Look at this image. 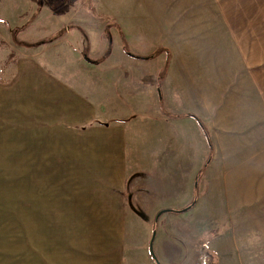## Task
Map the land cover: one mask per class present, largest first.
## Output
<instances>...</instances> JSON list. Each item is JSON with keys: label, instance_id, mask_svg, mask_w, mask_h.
I'll return each instance as SVG.
<instances>
[{"label": "crops", "instance_id": "obj_1", "mask_svg": "<svg viewBox=\"0 0 264 264\" xmlns=\"http://www.w3.org/2000/svg\"><path fill=\"white\" fill-rule=\"evenodd\" d=\"M137 1L138 10L127 11L125 0L121 14L107 13L129 52L108 59L110 48L97 62L108 64L101 92L94 82L88 103L62 75V125L90 122L73 132L89 134L94 153L90 187L62 197V264H152L146 248L127 246L128 219L136 218L128 213L175 212L194 195L174 217L208 237L207 264H264V29L241 27L242 0ZM9 63L2 104L18 99L20 82L50 80L34 60ZM199 121L213 146L207 164ZM11 146L0 140V158L11 157L4 152ZM136 147L155 177L145 179L132 162ZM137 202L143 207L132 209ZM42 254L0 250V264H49Z\"/></svg>", "mask_w": 264, "mask_h": 264}, {"label": "rangeland", "instance_id": "obj_2", "mask_svg": "<svg viewBox=\"0 0 264 264\" xmlns=\"http://www.w3.org/2000/svg\"><path fill=\"white\" fill-rule=\"evenodd\" d=\"M122 1L125 0H0V78H9L14 71L9 62L17 58L38 62L51 76L48 83L40 77L34 82H20L18 99L7 100L12 103L2 104L0 99V127L9 130L0 131V140L12 144L4 150L11 157L0 158V240L14 243L0 242V250L18 247L19 251L43 253V262L62 264V235L67 230L62 227V197L90 187V159L94 154L89 134L75 137L73 132H84L90 122L62 125V75L88 103L94 82L101 92L108 64L99 65L94 60L106 49V26L111 41L108 59H124L127 55L121 48L116 23L107 14H121ZM252 1L242 0L239 5L243 12L241 27L250 28L257 23L259 30L264 29V0ZM227 2L230 6L231 1ZM139 5L137 0L131 5L130 0L125 3L131 12L138 10ZM254 11L259 13L257 20L254 16L251 19ZM61 29L59 37L35 49L22 47L13 39L17 36L21 41H37L54 36ZM78 29L86 34L87 42ZM88 103L84 102L80 109ZM139 134L135 133L136 142ZM143 150L136 147L131 160L134 162L135 158L142 175L150 179L155 177L153 165L144 163ZM137 204L132 209L143 207ZM157 212L128 213L136 218L128 219L126 237L132 242L127 246L132 251L146 248L151 263L156 264L149 253L154 232L152 250L159 264H207L212 250L203 240L208 237L177 222L175 212H164L156 220Z\"/></svg>", "mask_w": 264, "mask_h": 264}, {"label": "trees", "instance_id": "obj_3", "mask_svg": "<svg viewBox=\"0 0 264 264\" xmlns=\"http://www.w3.org/2000/svg\"><path fill=\"white\" fill-rule=\"evenodd\" d=\"M113 24V23H112ZM114 25V24H113ZM79 30V29H78ZM82 34V36L84 37V40L85 42H87V36L85 33H83V31L79 30ZM63 33V30H59L54 36H49V37H46V38H43V39H40V40H37V41H21V40H18L16 37L13 36V39L16 41L17 44L23 46V47H26V48H33V47H36V46H39V45H42V44H47L51 41H53L54 39H56L57 37H59L61 34ZM104 34H105V37L107 39V46H106V49L105 51L101 54L100 58L99 59H95L94 62H101L103 61L104 59L107 58L108 54H109V50H110V45H111V41H110V34H109V26H106V28L104 29ZM119 35H120V38H121V41H122V48L124 49V51L126 52H129L128 51V48L126 46V44L124 43L123 39H122V35H121V32H119ZM157 53L156 52H153L151 53L150 55H146V56H135L137 58H143V59H150V58H153L155 57ZM202 129L204 130V135L206 137V140H207V143H208V147H209V156H208V159L206 161V164L210 161L211 157H212V154H213V146H212V143H211V140H210V137H209V134L207 132V130L205 129L204 125L199 121ZM206 164L204 165L203 168H205ZM203 170V169H202ZM201 173V172H200ZM195 195L193 197V201L188 205L186 206L185 208L181 209V210H176L175 212H181V211H186L188 210L189 208H191L193 206V203H194V200H195ZM169 211H172V210H169Z\"/></svg>", "mask_w": 264, "mask_h": 264}, {"label": "water", "instance_id": "obj_4", "mask_svg": "<svg viewBox=\"0 0 264 264\" xmlns=\"http://www.w3.org/2000/svg\"><path fill=\"white\" fill-rule=\"evenodd\" d=\"M164 212L165 211H162V210L161 211H158L157 214H156V216H155V219L157 220L160 217V215L163 214ZM154 234L155 233L153 232L152 237H151V240H150V243H149V253H150L152 259H154L156 261V264H159L157 262L155 256H154V253H153V250H152V242H153V239H154Z\"/></svg>", "mask_w": 264, "mask_h": 264}, {"label": "built area", "instance_id": "obj_5", "mask_svg": "<svg viewBox=\"0 0 264 264\" xmlns=\"http://www.w3.org/2000/svg\"><path fill=\"white\" fill-rule=\"evenodd\" d=\"M206 248H208V245H205Z\"/></svg>", "mask_w": 264, "mask_h": 264}]
</instances>
